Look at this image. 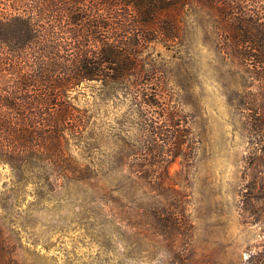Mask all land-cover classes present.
Segmentation results:
<instances>
[{
  "label": "rangeland",
  "instance_id": "1",
  "mask_svg": "<svg viewBox=\"0 0 264 264\" xmlns=\"http://www.w3.org/2000/svg\"><path fill=\"white\" fill-rule=\"evenodd\" d=\"M144 57L192 134L191 153L185 145L168 167L177 192L129 175L143 127L134 96L83 85L71 97L84 126L66 133L60 161L25 177L0 165V264H244L262 245L264 223L242 211L264 210V96L246 93L236 62L200 28ZM168 196L183 203L174 241L160 235Z\"/></svg>",
  "mask_w": 264,
  "mask_h": 264
},
{
  "label": "trees",
  "instance_id": "2",
  "mask_svg": "<svg viewBox=\"0 0 264 264\" xmlns=\"http://www.w3.org/2000/svg\"><path fill=\"white\" fill-rule=\"evenodd\" d=\"M187 28L215 34L246 93L264 96V0H0V165L25 177L43 162L60 161L66 133L84 126L72 92L101 84L130 92L141 114L138 169L129 175L176 193L168 167L184 156L192 134L164 84L146 78L154 70L144 54L153 44L181 42ZM182 204L178 196L161 200L169 232L161 237L174 241ZM262 213L242 211L254 225L264 223ZM259 227L263 243L244 264H264Z\"/></svg>",
  "mask_w": 264,
  "mask_h": 264
}]
</instances>
